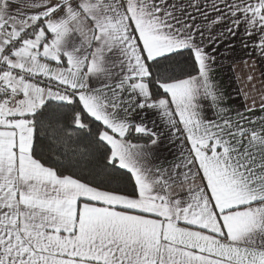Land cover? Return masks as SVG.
Instances as JSON below:
<instances>
[{
	"label": "snow or ice",
	"instance_id": "1",
	"mask_svg": "<svg viewBox=\"0 0 264 264\" xmlns=\"http://www.w3.org/2000/svg\"><path fill=\"white\" fill-rule=\"evenodd\" d=\"M237 49L264 62V0H0V264H264Z\"/></svg>",
	"mask_w": 264,
	"mask_h": 264
},
{
	"label": "crops",
	"instance_id": "2",
	"mask_svg": "<svg viewBox=\"0 0 264 264\" xmlns=\"http://www.w3.org/2000/svg\"><path fill=\"white\" fill-rule=\"evenodd\" d=\"M225 55L227 58L218 61L214 76L227 97V103L240 109L255 103L259 111L261 103H264V62L249 59L239 49L235 54ZM174 151H170L167 146L160 149V153L169 158Z\"/></svg>",
	"mask_w": 264,
	"mask_h": 264
}]
</instances>
